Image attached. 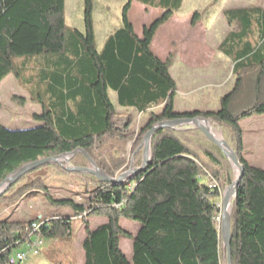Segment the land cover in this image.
<instances>
[{"label": "trees", "instance_id": "trees-1", "mask_svg": "<svg viewBox=\"0 0 264 264\" xmlns=\"http://www.w3.org/2000/svg\"><path fill=\"white\" fill-rule=\"evenodd\" d=\"M118 1L124 2L120 26L98 50L94 0H82V30L66 27L65 0H0V83L9 75L19 80L32 59L36 71L27 79L32 88L29 96L41 108L39 114L32 115L34 128L11 130L0 123V184L30 163L76 151L86 156L77 153L71 161L73 167L82 166L76 162L81 158L115 178L122 162L110 167L93 153L103 140L125 143L131 138L127 133L130 125L122 129L115 125L109 91L124 110L145 114L152 108H161L159 114H148L136 148L149 130L163 122L201 118L225 132L226 142L243 167L230 204L231 264H264V170L244 159L239 124L264 115V5L223 14L232 30L218 50L235 60V85L222 97L219 109L177 113L170 63L157 58L150 46L159 28L181 8L183 0ZM133 2L162 11L142 29L141 38L136 36L128 17ZM58 33L60 40L54 42ZM15 58L21 60L15 62ZM251 91L256 99L253 105L234 112L236 99L249 96ZM190 136L203 137L197 129L154 133L146 168L120 183L99 182L87 174L68 173L62 164H49L83 180L86 200L81 204L72 196L51 194L41 177L21 183L31 172L22 176L0 196V204L17 205L24 198L42 195L51 208H69L72 214L64 217L54 210L44 220L26 223L12 215L0 218V264H5L14 252L27 248L33 237L53 240L71 235V218L85 225L82 264H225L226 251L216 223L217 204L225 185L229 186L235 175L217 148L193 145ZM209 179L217 187L210 188ZM91 218L106 221L91 230ZM121 219L139 225L134 234L119 226ZM34 223L39 229L33 233ZM121 237L132 242L130 262L120 250Z\"/></svg>", "mask_w": 264, "mask_h": 264}, {"label": "rangeland", "instance_id": "rangeland-1", "mask_svg": "<svg viewBox=\"0 0 264 264\" xmlns=\"http://www.w3.org/2000/svg\"><path fill=\"white\" fill-rule=\"evenodd\" d=\"M94 3L93 23L97 37L96 44L101 45L105 35L111 33L116 28V24L120 26L121 9L124 2L94 0ZM263 3L264 0H183L181 8L173 14L164 27L158 30L151 44V51L160 59L168 60L171 65L170 74L176 84L175 111L177 113L202 109L207 101H210L209 104L215 102L219 94L224 92V87L230 86L233 82L228 67L225 63H220L219 60L221 59L217 52L221 40L232 30L225 23L222 12L227 9L262 5ZM161 14L162 11L158 9L144 7L134 2L129 12V21L133 25L136 34L141 35L143 27L148 26ZM195 14L197 15L196 23L192 24ZM106 16L107 20L104 19ZM65 24L70 29H83L82 0H65ZM18 60L21 59L15 58V62ZM35 71L36 64L31 59L29 68L21 74L19 80H15L12 75H9L0 83V123L8 129H31L36 126V123L32 120V115L34 113L39 114L41 108L38 104L30 101L29 95H31L32 88L27 83V79ZM108 96L115 108L114 122L116 127L122 129V127L130 125L127 133L131 138L125 143L117 139L103 140L93 150V153L98 161L104 162L110 167L122 162V168L114 174L116 178L127 172L130 167L134 169L136 165L138 167L141 165L142 147L139 145L136 148L137 138L146 124L148 114H159L161 108H152L145 114H138L133 110L119 108L113 92L109 91ZM255 100L253 92L245 98L236 99L237 108L234 112L245 111L253 105ZM262 101L264 102V97ZM209 126L215 136L226 141V134L221 128L210 122ZM176 128L178 131L194 129L192 126H179ZM190 140L194 143L193 145L214 148L204 137L190 136ZM198 155L203 162H206L201 152H198ZM72 159L67 166H73ZM76 162L82 164L79 167H91L90 163L81 158H77ZM61 164L65 166L64 162H61ZM35 177L44 179L50 193L57 197L72 196L73 199L78 196L83 197V199L86 197L83 194L84 184L80 177L65 174L53 165H45L32 171L21 183L30 181ZM227 187L228 185H225L221 197ZM22 200L16 202L17 205L0 204V218L12 215L17 221L26 223L44 220L52 213L50 211L51 207L42 195L32 203H23L22 205ZM217 208L220 219L221 198L218 200ZM52 209L60 216L67 217L72 214L69 208ZM105 221L102 218H91L88 223L89 227L94 229L95 225ZM219 222L220 220L217 222L218 226ZM71 223V235H60L53 240L42 239L43 245L39 255L33 257L29 254L25 264H82L81 244L84 238L85 225L78 218H71ZM119 226L130 234H134L135 229L139 227L137 223L126 219H121ZM119 247L128 262H130L132 258L131 240L121 237ZM20 250L28 251L26 247Z\"/></svg>", "mask_w": 264, "mask_h": 264}, {"label": "water", "instance_id": "water-1", "mask_svg": "<svg viewBox=\"0 0 264 264\" xmlns=\"http://www.w3.org/2000/svg\"><path fill=\"white\" fill-rule=\"evenodd\" d=\"M179 126H192L194 129H197L201 132L203 137L212 144L215 148H217L223 157L229 162L232 170L235 173V179L232 181V183L224 190L221 197V215H220V222L219 226L217 227L221 231V238H222V245L225 248L226 251V258H225V264H231V258H230V204L232 201V198L235 194L236 186L238 185L242 174H243V167L240 165V163L237 160V157L233 150L230 148L228 143L223 140L222 138H217L213 134L210 133L209 129L207 128L209 126V122L207 120L201 119V118H194V119H177L169 122H163L155 127H153L151 130L147 132V134L143 138V142L141 144L142 147V162L141 165L136 168L130 169L120 174L116 178H110L106 176L101 170L97 168V166L90 161L91 167H73V166H67L69 161L77 155V153L85 155L82 151H76L71 154H66L62 156H56V157H50L46 159H41L36 162L30 163L23 168H21L19 171L11 174L9 177H7L1 184H0V196L16 181H18L22 176H24L27 173H30L40 167H43L45 165L49 164H61V162L65 163V166H63L64 171L68 173H75V174H87L92 177H94L99 182H105V183H120L127 179L131 174H135L139 171H143L147 164L149 163L151 159V148H150V142L151 138L154 133H156L159 130L163 129H174ZM86 156V155H85Z\"/></svg>", "mask_w": 264, "mask_h": 264}, {"label": "crops", "instance_id": "crops-1", "mask_svg": "<svg viewBox=\"0 0 264 264\" xmlns=\"http://www.w3.org/2000/svg\"><path fill=\"white\" fill-rule=\"evenodd\" d=\"M183 3V1H182ZM134 5V2L132 3V6L131 8L133 7ZM264 3L262 5H255V6H249V7H238V8H232V9H227V10H224L222 12V16H223V19H224V12L225 11H228V10H234V9H245V8H251V7H257V6H263ZM96 6H97V3H96ZM143 6V5H142ZM182 6V5H181ZM145 7V6H144ZM131 10V9H130ZM130 12V11H129ZM105 17V16H104ZM128 17H129V14H128ZM172 18V17H171ZM170 18V19H171ZM105 20H107V16L106 18H104ZM169 19V20H170ZM225 21V19H224ZM168 23V22H167ZM167 23H165L164 25H166ZM226 23V22H225ZM150 25V24H149ZM164 25L162 27H164ZM119 27V25L117 26L116 24V28L117 29ZM147 27V26H146ZM144 28V27H143ZM161 28V27H160ZM159 28V29H160ZM114 29V30H115ZM113 30V31H114ZM94 31H95V27H94ZM111 31V33L113 32ZM135 32V30H134ZM230 32V31H229ZM228 32V33H229ZM111 33H107V35H105L101 45H98L96 44V47L98 50H101L103 44H104V41L105 39L108 37L109 34ZM158 33V31H157ZM156 33V34H157ZM227 33V34H228ZM136 34V32H135ZM227 34L224 36V38L227 36ZM136 36L138 38H141L142 36V33L141 35H138L136 34ZM156 36V35H155ZM46 37L45 36V40H46ZM52 38V37H51ZM50 38V39H51ZM155 38V37H154ZM224 38L221 40V42L219 43V45L222 43V41L224 40ZM96 31H95V43H96ZM60 40V33H58L54 38H53V41L56 42V41H59ZM154 40V39H153ZM50 41V40H49ZM153 43V41H152ZM151 43V44H152ZM218 45V46H219ZM218 48V47H217ZM150 49H151V46H150ZM152 52V51H151ZM217 52L219 54V58L221 60L220 63H225L226 66L228 67L229 69V72L231 73V76L233 77V82L230 84V86H225L224 87V92L219 94V97L217 98V100L215 102H211L210 101H207V103L205 102L202 109H195V110H191L189 112H192V111H202V112H214V111H217L220 107V101L222 99V97H224L225 95H227L229 92L232 91L234 85H235V77L232 75V69L234 67V64H235V60L233 59H230L229 57H227L225 54L221 53L218 49H217ZM153 53V52H152ZM155 55V54H154ZM156 56V55H155ZM157 57V56H156ZM159 58V57H157ZM160 59V58H159ZM162 61H164L163 59H160ZM170 68H171V65L169 66V73H170ZM171 75V74H170ZM172 77V76H171ZM173 79V78H172ZM174 80V79H173ZM227 87V88H226ZM226 88V89H225ZM114 106V105H113ZM174 107H175V101H174ZM34 114H37V113H34ZM240 127L241 129L243 130V138H242V142H243V155H244V159L246 160V162L253 166V167H256V168H260V169H263L264 170V115H261V116H253V117H250L248 119H245L243 121H241L240 123ZM37 199H39V196H33V197H30V198H27L25 200H22V205L23 203L24 204H28L29 202H35ZM50 211L53 212L54 210L52 208H50ZM91 220V219H90ZM103 224V223H101ZM100 224L98 225H95L94 228H96L97 226H99ZM91 229V227H90ZM93 230V229H91ZM84 237H85V234H84ZM84 239V238H83ZM83 241V240H82ZM83 263V262H82Z\"/></svg>", "mask_w": 264, "mask_h": 264}, {"label": "built area", "instance_id": "built-area-1", "mask_svg": "<svg viewBox=\"0 0 264 264\" xmlns=\"http://www.w3.org/2000/svg\"><path fill=\"white\" fill-rule=\"evenodd\" d=\"M209 187L210 188H215L217 187V184L214 180L209 179ZM78 199L80 200L78 202ZM75 200L77 201V203H84L86 200V197H76ZM84 200V201H82ZM219 221V218L216 219V223ZM39 229V225L38 224H32V230L33 233L37 232ZM43 245V241L37 237H35L29 246H27L28 251L25 250H18L16 252H14L11 256H9L7 262L5 264H25L28 260L29 254L32 255L33 257H36L39 255L41 247Z\"/></svg>", "mask_w": 264, "mask_h": 264}, {"label": "bare ground", "instance_id": "bare-ground-1", "mask_svg": "<svg viewBox=\"0 0 264 264\" xmlns=\"http://www.w3.org/2000/svg\"><path fill=\"white\" fill-rule=\"evenodd\" d=\"M207 128L209 129L210 133L214 135L213 130L210 128V126H208ZM214 136H215V135H214ZM216 137H217V136H216ZM217 138H218V137H217Z\"/></svg>", "mask_w": 264, "mask_h": 264}]
</instances>
